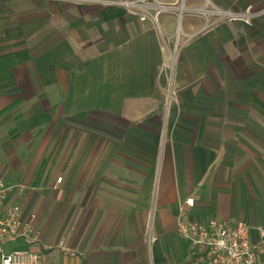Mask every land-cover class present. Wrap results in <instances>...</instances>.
<instances>
[{"label":"crops","instance_id":"obj_1","mask_svg":"<svg viewBox=\"0 0 264 264\" xmlns=\"http://www.w3.org/2000/svg\"><path fill=\"white\" fill-rule=\"evenodd\" d=\"M160 15L161 32L103 0H0V177L45 264H186L181 216L264 241V11L180 48L169 115L142 110L168 86Z\"/></svg>","mask_w":264,"mask_h":264},{"label":"built area","instance_id":"obj_2","mask_svg":"<svg viewBox=\"0 0 264 264\" xmlns=\"http://www.w3.org/2000/svg\"><path fill=\"white\" fill-rule=\"evenodd\" d=\"M107 5L119 4L141 21L152 20L159 23V16L167 8L154 0H103ZM252 8V7H251ZM264 11V10H263ZM263 11H247L243 14H231L233 21L244 19L246 23L262 14ZM214 16L225 15L215 11ZM62 178H58L61 182ZM23 192L22 186L9 185L0 177V264H45L46 255L42 250L16 249L7 246L18 241L38 244L39 232L34 217H27L23 207L12 200L13 194ZM194 198H188L185 204L194 206ZM184 211V208H181ZM179 235L189 244V260L186 264H264V241L259 245L250 239V226L242 221H225L217 218L203 220H178ZM264 240V230H261ZM64 246V242L58 244Z\"/></svg>","mask_w":264,"mask_h":264},{"label":"rangeland","instance_id":"obj_3","mask_svg":"<svg viewBox=\"0 0 264 264\" xmlns=\"http://www.w3.org/2000/svg\"><path fill=\"white\" fill-rule=\"evenodd\" d=\"M156 2V1H155ZM222 3L219 5L212 4L211 0H178L174 6H170L166 3H157L166 6L165 11H174L178 15H174V23L172 26L173 34L170 38H166V42L162 39V44L164 46V62L166 64V76L168 77V86L165 87L160 100H157L151 104V102L142 108L144 111L147 107L153 108L155 112L170 114L171 110L178 107V87L176 86V75L178 74V63L180 62V48H184L186 45L192 44L194 40L201 34L202 31H206L211 29L212 26H216V24H230L233 23V19L231 14L227 13H239L243 14L249 10L260 12L263 11L264 8L256 9L254 6L250 5L246 8L241 6L234 7L233 5H228L227 2L221 1ZM191 9V12H187L184 16L183 11V19H180L182 16V12L180 9L184 7ZM252 6V8H251ZM164 11V12H165ZM225 12V15L214 16L213 12ZM161 15L159 16V23L152 22L153 26L156 27L158 31H160L161 23H160ZM256 17L252 18L249 22L252 24ZM235 22L246 23L244 19H237ZM197 25V26H195ZM180 30V34L178 31ZM184 31L189 34H186ZM161 32V31H160ZM160 34V33H159ZM166 37V36H165ZM164 37V38H165ZM195 42V41H194ZM4 153L1 152V155ZM16 186H19L17 184ZM62 242V241H61ZM30 245L25 241H18L16 243H12L7 246L8 250H16V249H28Z\"/></svg>","mask_w":264,"mask_h":264},{"label":"bare ground","instance_id":"obj_4","mask_svg":"<svg viewBox=\"0 0 264 264\" xmlns=\"http://www.w3.org/2000/svg\"><path fill=\"white\" fill-rule=\"evenodd\" d=\"M180 11L183 12V11H184V7H182V8L180 9ZM178 34H180V30L178 31Z\"/></svg>","mask_w":264,"mask_h":264}]
</instances>
